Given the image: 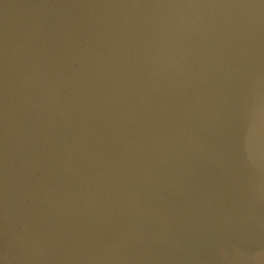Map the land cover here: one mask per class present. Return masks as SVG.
<instances>
[{"label":"water","instance_id":"95a60500","mask_svg":"<svg viewBox=\"0 0 264 264\" xmlns=\"http://www.w3.org/2000/svg\"><path fill=\"white\" fill-rule=\"evenodd\" d=\"M0 264H264V0H0Z\"/></svg>","mask_w":264,"mask_h":264}]
</instances>
